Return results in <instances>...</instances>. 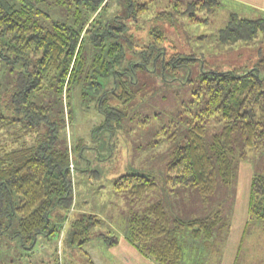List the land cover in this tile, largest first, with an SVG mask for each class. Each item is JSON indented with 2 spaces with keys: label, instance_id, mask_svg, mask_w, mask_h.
Masks as SVG:
<instances>
[{
  "label": "trees",
  "instance_id": "16d2710c",
  "mask_svg": "<svg viewBox=\"0 0 264 264\" xmlns=\"http://www.w3.org/2000/svg\"><path fill=\"white\" fill-rule=\"evenodd\" d=\"M117 1L120 11L110 13L112 0H0V64L11 68L9 73L15 75L10 80V100L17 106L13 128L23 121L24 135L46 123L51 110L37 96L44 82L61 106L64 95L68 106L70 90L78 85L82 97L88 93L93 96L105 124L110 122L115 115L110 112V98H129L122 88L117 94L118 88L126 85L125 74L130 65L127 50L133 42L127 34L128 22L142 18L153 0ZM180 3H174V11H179ZM217 5L218 0H197L187 3L184 12L209 11ZM170 15L171 12L161 11L157 17L168 19ZM258 33H264V19L231 14L226 27L218 33V40L221 44L251 42ZM162 35L159 30L150 31L151 42L141 49L145 66L152 60L155 64L162 61L163 66L174 63L175 59L166 61L158 56L160 51L158 55L151 53L163 40ZM263 81L258 69L242 74L233 70L202 71L200 93L205 103L191 120L183 144L171 153L165 180L170 193L177 187L196 189L200 212L206 214L218 181L222 187H229L239 161L250 152L264 153ZM4 119L0 114V130H4ZM215 119L221 129L207 140V126ZM52 123L48 138L40 133L27 145L25 135L16 129L19 147H0V234L5 235L15 225L16 232L10 237L26 240L30 245L39 236H52L56 227L51 213L57 208L69 209L73 202L70 154L68 150L56 149L57 123ZM113 189L132 202H139L154 193L157 185L146 175L131 173L119 176ZM220 207L210 215L171 221L164 205L157 201L144 214L131 216L127 240L155 264H184L186 239L200 240L202 249H196L197 254L207 257L203 246L221 224ZM248 217L249 222L264 221V175L254 173L251 179ZM98 223L93 215L75 220V227L85 224L83 245L90 229ZM103 239L108 247L118 241L114 236ZM84 264H93L89 256Z\"/></svg>",
  "mask_w": 264,
  "mask_h": 264
},
{
  "label": "rangeland",
  "instance_id": "374dc122",
  "mask_svg": "<svg viewBox=\"0 0 264 264\" xmlns=\"http://www.w3.org/2000/svg\"><path fill=\"white\" fill-rule=\"evenodd\" d=\"M177 1H181L178 12L174 11ZM194 1L197 0H153L142 18L128 22L127 34L132 36L133 42L127 50L130 65L125 74L126 85L120 86L117 94H121L122 88L129 98H110V112L115 115L106 124L90 93L82 97L80 88L74 85L68 106L65 95L61 106L59 99L57 101L47 90L48 83L44 82L37 96L51 111L43 127L37 131L33 128L24 136L23 121L18 122L16 128L12 122V117H17V106L10 100L11 81L15 75L9 73L11 68L5 66L8 68L6 72L0 64V114L5 117L4 130H0V147L5 145V150L19 147L20 142L15 141L18 137L16 129L24 136L27 145L40 133L48 138L49 123L56 122L55 147L69 151L73 189L70 208H57L50 215L56 227L52 236H39L35 244L30 245L26 240L10 237L16 232L15 225L6 230L5 235L0 234V264L85 263L83 252L86 251L82 244L85 224L75 227L76 219L93 215L99 220L90 229L88 241L105 243L103 238L114 236L117 240L123 237L128 242L127 228L131 216L144 214L157 201L164 205L171 221H188L210 215L221 206V224L216 227L214 237L203 246L208 256L197 254L196 249H202L200 240L186 239L184 264L219 263L229 241H233L234 253L229 255L228 264H264V221L249 222L246 204L238 202L236 196L234 202L231 201L232 195L237 194L238 173L243 162L250 160L254 173L264 175L263 152H250L245 160L238 162L229 187H222L218 181L215 198L209 201L211 204L207 206L206 214L200 212L201 200L196 189L177 187L170 193L165 182L172 151L183 144L191 120L205 103L200 93L202 71L233 70L242 74L258 69L259 76L264 78V33H258L251 42L221 44L218 40V33L226 27L231 14L253 20L264 19V10L251 9L241 4L242 0H218L213 10L184 12L187 3ZM120 9L119 2L112 0L110 13H118ZM161 11L171 12L170 18H158ZM152 30L161 31L163 40L151 53L158 55L161 52L158 56L166 61L175 59L169 66H163L162 61L155 64L152 60L146 66L142 62L141 49L151 42L149 33ZM221 126L217 119L211 121L206 139L210 140ZM131 173L152 178L157 185L155 192L139 202L116 193L114 182L119 176ZM242 177L248 178L247 175ZM245 192V189L241 190L243 195ZM247 197L249 201V190ZM196 205L198 210L194 211ZM79 232L81 234L77 235Z\"/></svg>",
  "mask_w": 264,
  "mask_h": 264
},
{
  "label": "crops",
  "instance_id": "0c3cea01",
  "mask_svg": "<svg viewBox=\"0 0 264 264\" xmlns=\"http://www.w3.org/2000/svg\"><path fill=\"white\" fill-rule=\"evenodd\" d=\"M241 4L246 5L251 9H259L260 11L264 10V2L258 4L253 0H242ZM240 166L242 167L239 168L238 173L237 194L235 193L232 195L231 201L234 202L236 196L238 202L245 203L248 209L247 192L250 188V182L254 171L250 160L243 162ZM242 175L244 177L247 175L248 178H243ZM244 189L246 191L245 195L241 193V190L243 191ZM197 205L193 208L194 211L198 210ZM246 217L249 219L248 214ZM233 225L236 226V223L233 222ZM232 247L233 241L226 243L222 260H219V263L217 264H223V262L224 264H228V260L230 259L229 255H231L234 250ZM83 248H85L86 251V254H84L85 258L87 259V256H89L93 264H155L150 259L140 254L132 245L126 242L123 237H119L117 243L113 247H108L105 243H99L95 240L86 242L83 245Z\"/></svg>",
  "mask_w": 264,
  "mask_h": 264
}]
</instances>
